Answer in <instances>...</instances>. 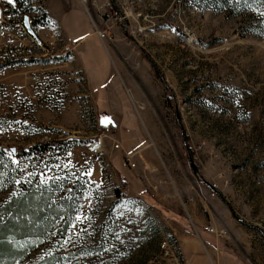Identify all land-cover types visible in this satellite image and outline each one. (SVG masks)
Instances as JSON below:
<instances>
[{
    "label": "rangeland",
    "instance_id": "obj_1",
    "mask_svg": "<svg viewBox=\"0 0 264 264\" xmlns=\"http://www.w3.org/2000/svg\"><path fill=\"white\" fill-rule=\"evenodd\" d=\"M23 1L0 0V148L70 143L0 157V209L44 200L11 264H264V0Z\"/></svg>",
    "mask_w": 264,
    "mask_h": 264
},
{
    "label": "trees",
    "instance_id": "obj_2",
    "mask_svg": "<svg viewBox=\"0 0 264 264\" xmlns=\"http://www.w3.org/2000/svg\"><path fill=\"white\" fill-rule=\"evenodd\" d=\"M16 1L21 7L24 5L23 0ZM236 5L238 6V4ZM34 23L45 24L44 18L35 19ZM69 143V140L41 142L28 149H19L17 152H13L7 148H0V157L8 162L12 161L14 156H18L21 159L39 156L41 160L50 156L59 157L66 153ZM128 185L129 182L124 181L121 187L116 188V196H120V194L128 188ZM139 194L144 195L145 193L139 192ZM43 209L44 200L38 198L36 194H29V192L25 196L17 200H11L3 206V208L0 209V245L6 244L10 239L13 240L30 236V229L38 227L37 225H39V222L45 218L42 217ZM13 258H15V256L13 255L11 247H0V264H11Z\"/></svg>",
    "mask_w": 264,
    "mask_h": 264
},
{
    "label": "crops",
    "instance_id": "obj_3",
    "mask_svg": "<svg viewBox=\"0 0 264 264\" xmlns=\"http://www.w3.org/2000/svg\"><path fill=\"white\" fill-rule=\"evenodd\" d=\"M79 12H80V10H78ZM65 15H67V13L64 11V12H62V14H61V17L63 18ZM84 15V14H83ZM61 21H62V19H61ZM83 40H85V38H82L81 40H79L77 43H79V42H82ZM98 41H99V44H101L102 45V41L98 38ZM103 46V45H102ZM105 52V51H104ZM104 52H101V54H99V56H101ZM104 55V54H103ZM87 56V57H86ZM85 56V62L87 63V64H89V66H91V65H93L94 67H96V66H98L97 65V63H96V61H95V55L93 54H89V55H86ZM96 65V66H95ZM98 68L99 67H96L95 68V70H96V72H98ZM100 74V73H99ZM97 84V86H95L94 88L96 89V92H97V102L98 103H100V101L103 103V101H105V99H106V94L107 93H109V91H108V89H109V87L108 86H106V84H105V82H102V83H100V84H98V83H96ZM109 95V97L110 98H108L107 100L110 102H112L113 101V99H115V95H110V94H108ZM105 97V98H104ZM101 113V115H108L107 114V112H104V111H101L100 112ZM195 208H197V207H195ZM196 210V209H195ZM197 211V210H196ZM205 215L204 216H202V215H200L199 213H198V211H197V214H196V223L198 224V225H203L204 223H205ZM201 227V226H200ZM211 247H213V246H211ZM214 248V247H213ZM200 250V249H199ZM197 252H198V250H197Z\"/></svg>",
    "mask_w": 264,
    "mask_h": 264
},
{
    "label": "built area",
    "instance_id": "obj_4",
    "mask_svg": "<svg viewBox=\"0 0 264 264\" xmlns=\"http://www.w3.org/2000/svg\"><path fill=\"white\" fill-rule=\"evenodd\" d=\"M95 33L96 35L99 37L100 40L102 41H106V40H111V37L109 36V34L107 32H104V31H101V30H95ZM106 138L107 136L106 135H100V136H97L96 138V142H95V146L97 147H101L104 145L105 141H106ZM114 147L116 149L120 148V143L119 142H116V144L114 145ZM125 165H129V166H132V162H131V159L130 158H126V161H125ZM25 169H29V164L26 163L24 165ZM215 194V193H214ZM213 194V195H214ZM203 230L212 235V236H215L217 239H223L226 235V232L222 229H219L217 228L216 226L214 225H211V224H206L204 227H203Z\"/></svg>",
    "mask_w": 264,
    "mask_h": 264
},
{
    "label": "water",
    "instance_id": "obj_5",
    "mask_svg": "<svg viewBox=\"0 0 264 264\" xmlns=\"http://www.w3.org/2000/svg\"><path fill=\"white\" fill-rule=\"evenodd\" d=\"M0 15H1V10H0ZM24 23H25V26H26V28L28 29L29 33L32 34V35H34V32H33V30L31 29V26H30L29 18H28V17H25ZM12 151L15 152L14 149H12ZM193 168H194V171H195V167H194V166H193ZM221 197H222V195H221ZM222 198H223V197H222Z\"/></svg>",
    "mask_w": 264,
    "mask_h": 264
}]
</instances>
